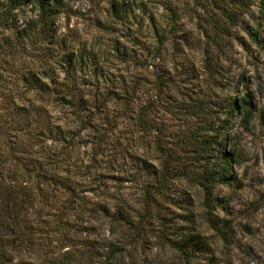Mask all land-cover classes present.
<instances>
[{
	"label": "rangeland",
	"instance_id": "obj_1",
	"mask_svg": "<svg viewBox=\"0 0 264 264\" xmlns=\"http://www.w3.org/2000/svg\"><path fill=\"white\" fill-rule=\"evenodd\" d=\"M116 1L121 9H118V16L108 17V10L111 9L108 0H82L69 8L61 23L63 32L66 26L72 30L68 33L69 43L76 49L83 48L88 51L94 48L102 55L115 41H119L121 50H128L126 62L112 55L103 76L93 75V70L79 72L70 82L71 86L80 88L77 99L83 97L93 104L97 100L101 102L106 97L110 98L112 102L104 105L110 125H107L103 117L105 113L98 114L93 123L95 129L89 127L79 136V123L70 109L60 107L55 102L42 101L33 94L22 100L21 92L15 91V105L10 106L11 109L0 108V112L23 106L34 126L26 133L16 135L13 140L15 145H11L13 148H19L20 152H25L22 156L26 164L34 160L42 161L49 154L59 152L61 148L59 142L50 139L46 130L53 129L55 134L62 131V137L65 136L70 142L68 145L69 151L73 152V161L81 165L71 170L70 177L81 180L85 190V184L91 188L92 185L88 182L91 179L96 180L100 174L116 178H107L108 183L101 186L100 191L85 193L81 190L80 196H87L93 203L103 202L112 212L115 211V206L119 207L129 212L134 221L138 222L139 213L144 208V199H141V182L134 181L131 174L137 169L136 156L141 154L140 158H146L158 165L162 154L154 143L147 141L149 137L139 133L134 128L135 123L133 125L127 118L132 115L131 111L139 109L138 105L135 109H126L118 99H126L135 89L137 94L135 93L134 98L139 99L138 103L142 101L139 104L142 105L148 103V90L155 94L152 89L156 83L166 85L164 96L152 118L160 127L172 132L170 141H166L170 146L179 142L178 138L184 132L201 126L199 120L197 122V118L190 116L186 109L188 102L204 101L207 117H215L218 111L221 113L220 118L224 119L227 114L231 120L222 137L223 148L231 157V166L224 183L215 188L214 215L222 220V225L228 226L227 238L225 241L218 238L203 220L201 230L212 242L217 263L264 264V0H253L252 7L246 11L241 23L232 27L231 34L220 36L222 46L213 40L217 31L215 23L221 19V12L213 11L212 7L201 0ZM224 5L227 6L228 2ZM66 16H69V19H66ZM150 18L157 24L159 34L165 33L167 38L159 59L147 67L142 62L151 46L153 29L150 24L153 21ZM166 20H169V23ZM172 21L175 22L174 27ZM107 26L112 28L107 30ZM136 35L141 37V45L135 47V50L140 48V55L133 54L134 45L131 40ZM207 53L210 62L215 65L218 62L221 67L218 77L214 74L215 69L205 66ZM27 60H22L20 64L24 66ZM11 89H15L13 84L9 86L10 94L13 92ZM247 98L251 99L252 115L245 123L243 112L244 107L247 108L244 104ZM230 99H236L241 110L228 114L227 109L221 111L218 108L219 102ZM107 129L112 130L110 145L106 147L104 155L98 156V161L105 162L106 156L111 154L115 157L111 167H106L103 163L99 170L89 173L87 180L81 179L83 166L88 164L92 157L98 133H104ZM84 142L91 144L82 147ZM123 150L125 157L120 155ZM185 189V182H177L173 193L179 197L184 195ZM67 198L71 199V196ZM186 198L192 203V216L195 215V219L196 216L202 217L203 193L194 189ZM58 200L54 203L55 208L50 209V214H57L62 209L63 199ZM158 200V216L164 221L152 220L146 223L147 227H143L139 234L133 233L123 239L122 245L119 246L120 253L112 264H182L178 254L162 241L160 236L161 232H164L162 223H166V233L173 232L174 226L181 224L183 219H177L179 211L167 198L159 196ZM81 206L77 203V206L73 207L72 215L69 214L70 233L59 230L56 232L51 220L47 223L32 224L38 233L35 236L41 250L38 252L40 247L37 246L35 251L29 250L26 255L23 253L21 256L31 259V252L37 260L36 264H60L67 251L72 250L77 254L82 249L84 239L98 242L107 240L108 243L117 238L121 240L122 231L120 235L109 233V223L96 217L91 219L87 213L84 214L88 208L91 209V205L84 208ZM87 258L88 256H85L80 264H92L88 263Z\"/></svg>",
	"mask_w": 264,
	"mask_h": 264
},
{
	"label": "trees",
	"instance_id": "obj_2",
	"mask_svg": "<svg viewBox=\"0 0 264 264\" xmlns=\"http://www.w3.org/2000/svg\"><path fill=\"white\" fill-rule=\"evenodd\" d=\"M79 1L82 0H0V108L11 109L10 106L15 105V91L21 92L22 100L27 95L33 94L42 101L55 102L60 107L70 109L76 117V122L79 123L78 131L81 136L89 127L95 129L93 123L98 114L105 113L103 117L107 125H110L108 114L104 110L105 106L112 101L106 97L101 102L97 100L91 104L83 97L77 99L80 88L71 86L72 77L76 73H86L90 70H93V75L103 76L112 55L126 62L128 50L125 48L121 50L119 41H115L102 55L94 48L87 51L71 46L68 33L72 30L66 26L65 31H62V17L75 2ZM108 1L111 7L108 10V17L118 16V9H120L118 2ZM201 1L212 7L213 11L221 12V19L215 23L217 31L213 38L219 46H222L220 36L231 34L232 27L241 23L246 11L253 4V0ZM226 1L227 6L224 5ZM66 19H69V16H66ZM150 20L153 21L152 18ZM166 21L169 23V20ZM172 23L174 27L175 22L172 21ZM111 28L108 27L107 30ZM150 28L153 29L151 46L148 48L147 57L145 56L142 62L147 67L159 59L167 38L165 33L159 34V28L154 21L151 22ZM140 38L136 35L131 40L134 45L133 54H141L140 48L135 50V47L141 45ZM25 59L29 61L27 60L22 66L20 62ZM137 61L140 60L137 59ZM217 65L210 62V56L207 53L205 66L208 69H215L214 74L218 77L221 67L218 62ZM12 78L14 79L11 81ZM11 84L15 89H11L13 92L10 94ZM166 88V85L156 83L155 88L152 89L155 90V94L148 90L146 93L148 103L142 105H139L142 101L138 103L139 99L134 98L137 94L135 89L126 99H118L126 109L129 107L135 109L138 105L139 109L135 112L131 111V116H125L132 121L133 125L135 123L134 128L139 133L149 137L147 141L154 143L156 149L162 154L158 165L146 158H140L141 154L136 156L137 169L131 174L134 181L141 182L143 191L141 199H144V208L139 213L138 222L134 221L129 212L119 207L115 206L116 209L112 212L107 204L93 203L87 196H80L81 190L85 193L100 191L101 186L108 183L107 178L110 180H116V178L100 174L96 180L91 179L88 182L92 185L91 188L87 183L85 184V190L81 180L70 177L71 170L81 165L73 161V152L69 151L68 145L70 142L65 136L62 137L64 134L62 131L55 134L53 129L46 130L51 140L61 144L59 152H55L54 155L49 154L42 161L34 160L26 164L22 156L25 152H20L19 148H13L14 146L11 145V143L15 145L13 140L16 139V135L26 133L34 126L25 113L26 108L18 106L8 112H0V264H36L37 260L33 258V253H29L32 255L31 259L21 256L23 253L26 255L29 250L35 251L37 246L40 247L38 252L41 250L35 236L38 233L32 224L47 223L51 220L54 222L56 232L59 230L70 233L69 214L72 215L73 207L77 206V203L83 208L91 205V209L88 208L84 214L87 213L91 219L96 217L98 220L109 223L107 226L109 233L117 235L121 234L120 231L123 233L120 236L121 240L117 238L111 243L107 240L98 242L89 238L84 239L82 249L77 254L72 250L67 251L60 264H80L85 256H88V263L112 264L120 253L119 246L122 245L123 239L133 233L139 234L143 227H147L146 223L152 220L164 221L158 216L159 196L167 198L169 203L177 208L178 220L183 219L181 224L174 226L173 232L166 233V223H162L164 232H161L160 236L162 241H165L178 254L182 264H219L214 255L212 242L201 228L203 220L218 238L225 241L228 235V226L222 225V220L214 215V209L216 207L215 188L218 184L224 183L230 172L231 157L223 148L222 137L231 120L227 114L224 119L220 118L221 113L218 111L215 117L212 115L207 117L204 101L188 102L186 112L197 118L201 126L190 132H184L174 146L167 145L166 141H170L172 132L160 127V124H156L152 118L154 112L158 110ZM250 100V98L244 100V104L247 105L243 112L245 123L252 115ZM218 108L221 111L227 109L228 114L241 110L236 99L219 102ZM111 132V129H107L104 133L97 132L98 140L91 159L83 166L84 173L81 174V179L87 180L89 173L99 170L103 163L106 167H111L112 160L115 158L111 154L106 156L105 162L98 161V156L104 155L106 147L110 145ZM85 143H82V147L91 144V142ZM120 155L125 157V150L120 151ZM182 181L186 183L187 189L183 190L184 195L175 196L173 187L177 182ZM194 189L203 193L204 207V215L200 218L196 216V219L195 215L192 216L190 205L192 203L186 198V195ZM68 196H71V199L67 198ZM37 198H39L38 201ZM56 199H59L58 201L63 199L62 209L57 214H50L52 211L50 209L55 208ZM77 217L79 219L80 215Z\"/></svg>",
	"mask_w": 264,
	"mask_h": 264
}]
</instances>
